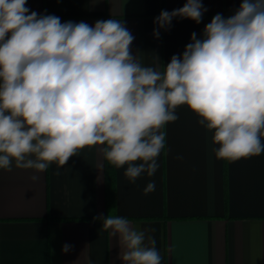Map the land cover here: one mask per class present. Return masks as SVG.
<instances>
[{"label":"clouds","instance_id":"9594fccd","mask_svg":"<svg viewBox=\"0 0 264 264\" xmlns=\"http://www.w3.org/2000/svg\"><path fill=\"white\" fill-rule=\"evenodd\" d=\"M27 3L0 0V170L43 173L99 146L129 183L152 177L165 148L163 130L181 106L212 133L217 159L264 154V0H240L234 14H215L162 70L133 54L135 37L123 19L61 22ZM207 11L203 0L161 10L153 34L159 38L175 18L199 24ZM155 188L151 181L144 193ZM94 221L117 239L122 264H163L149 235L155 229L119 215ZM71 249L65 244L62 252Z\"/></svg>","mask_w":264,"mask_h":264},{"label":"crops","instance_id":"0c3cea01","mask_svg":"<svg viewBox=\"0 0 264 264\" xmlns=\"http://www.w3.org/2000/svg\"><path fill=\"white\" fill-rule=\"evenodd\" d=\"M185 0H28L38 14L61 22L109 18L134 35L133 54L163 69L182 54L193 32L200 38L212 17L234 14L240 0H203L202 22L175 18L154 36L161 10ZM160 62L157 63V58ZM165 126V148L154 176L129 183L124 168L109 165L99 146L83 149L64 167L43 173L0 170V264H122L116 238L94 217L119 215L150 232L163 264H264V154L226 162L216 158L212 133L187 106ZM59 172V174H57ZM110 173V175H109ZM112 174V175H111ZM38 175V180H32ZM155 181V191L144 193ZM65 244L72 246L62 252Z\"/></svg>","mask_w":264,"mask_h":264},{"label":"trees","instance_id":"16d2710c","mask_svg":"<svg viewBox=\"0 0 264 264\" xmlns=\"http://www.w3.org/2000/svg\"><path fill=\"white\" fill-rule=\"evenodd\" d=\"M109 175H110V173H109ZM112 175V174H111Z\"/></svg>","mask_w":264,"mask_h":264}]
</instances>
